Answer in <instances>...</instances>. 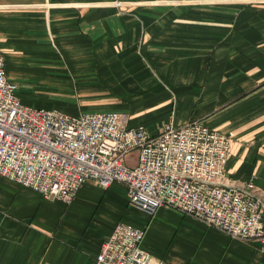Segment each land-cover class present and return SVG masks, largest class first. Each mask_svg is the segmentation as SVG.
<instances>
[{"label":"crops","instance_id":"crops-1","mask_svg":"<svg viewBox=\"0 0 264 264\" xmlns=\"http://www.w3.org/2000/svg\"><path fill=\"white\" fill-rule=\"evenodd\" d=\"M0 51L23 105L125 113L150 134L200 122L230 140L227 178L264 195V0H0ZM117 223L169 264H264L259 242L150 215L121 183L63 204L0 177V264H93Z\"/></svg>","mask_w":264,"mask_h":264},{"label":"built area","instance_id":"built-area-1","mask_svg":"<svg viewBox=\"0 0 264 264\" xmlns=\"http://www.w3.org/2000/svg\"><path fill=\"white\" fill-rule=\"evenodd\" d=\"M0 51V177L43 198L69 204L87 181L126 187L128 201L148 214L176 210L226 234L259 242L264 254V195L250 180H229L230 140L200 122L157 134L128 126L118 112L72 117L23 105ZM137 152V164L126 158ZM144 231L117 223L93 264H169L142 248Z\"/></svg>","mask_w":264,"mask_h":264}]
</instances>
